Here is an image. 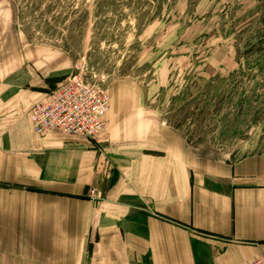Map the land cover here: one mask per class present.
Listing matches in <instances>:
<instances>
[{"label": "crops", "instance_id": "obj_1", "mask_svg": "<svg viewBox=\"0 0 264 264\" xmlns=\"http://www.w3.org/2000/svg\"><path fill=\"white\" fill-rule=\"evenodd\" d=\"M21 71L0 77V264H249L261 255L264 153L201 155L162 119L135 112L123 121L109 112L95 140L37 136L29 113L50 89Z\"/></svg>", "mask_w": 264, "mask_h": 264}, {"label": "rangeland", "instance_id": "obj_2", "mask_svg": "<svg viewBox=\"0 0 264 264\" xmlns=\"http://www.w3.org/2000/svg\"><path fill=\"white\" fill-rule=\"evenodd\" d=\"M17 68L98 82L107 119L156 116L198 154L264 153V0H0V77Z\"/></svg>", "mask_w": 264, "mask_h": 264}, {"label": "built area", "instance_id": "obj_3", "mask_svg": "<svg viewBox=\"0 0 264 264\" xmlns=\"http://www.w3.org/2000/svg\"><path fill=\"white\" fill-rule=\"evenodd\" d=\"M109 93L98 82L73 74L49 91L46 99L36 102L29 113L33 131L45 137L54 131L97 139L108 125ZM92 199L101 197L95 188ZM249 264H264V251Z\"/></svg>", "mask_w": 264, "mask_h": 264}]
</instances>
